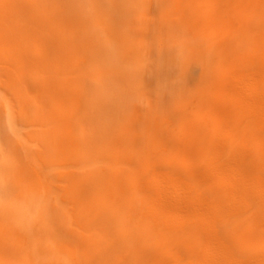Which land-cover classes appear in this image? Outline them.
Returning a JSON list of instances; mask_svg holds the SVG:
<instances>
[{
    "label": "rangeland",
    "instance_id": "1",
    "mask_svg": "<svg viewBox=\"0 0 264 264\" xmlns=\"http://www.w3.org/2000/svg\"><path fill=\"white\" fill-rule=\"evenodd\" d=\"M82 1L87 19L70 26L73 52L56 73L45 66L63 27L38 31L7 5L17 43L0 40L9 264H36V249L48 264H264V0ZM20 64L31 79L59 76L56 123H42L41 90L22 87ZM87 132L88 148L73 146ZM15 201L21 214H9ZM138 247L149 250L139 261Z\"/></svg>",
    "mask_w": 264,
    "mask_h": 264
},
{
    "label": "bare ground",
    "instance_id": "2",
    "mask_svg": "<svg viewBox=\"0 0 264 264\" xmlns=\"http://www.w3.org/2000/svg\"><path fill=\"white\" fill-rule=\"evenodd\" d=\"M82 0H65L63 3V6L60 7V13L61 15L57 16V8L60 5V0H33L31 1V3L33 4V7H31V5L28 4L27 0H0V40H3L6 42V46L8 44H12L13 48H17V43H15V40L13 37H11L10 32H8L11 27H12V19H10L9 17L11 16V14H13V12L8 8V4H13L19 11H22L24 13V17L25 14H28V21L30 23H35L38 27V31L41 29H50L52 27L54 28H59L58 26H62L63 29L61 31V34L59 32V29H57V42H59L56 46V49L54 50L55 54H57V58H54L56 60L53 61L52 65H49L48 67L45 66V69H48L50 71H53L54 73H56L57 71L60 70V66L61 64H63L64 62V58L66 57V54L69 53L68 51L73 52L68 45V39L70 38V26L78 27L79 25H81V21L80 20H85L87 19V15H88V10L86 7H84V5H82ZM38 5L39 7V11L37 13L36 11V6ZM11 6V5H10ZM61 6V5H60ZM21 9V10H20ZM43 9V14L44 16H42L40 14V12ZM38 10V8H37ZM17 12V11H16ZM80 22V23H79ZM79 28V27H78ZM78 28L76 30V32H73L71 34V37H74L75 35H77L78 37L81 36L83 32L78 31ZM75 34V35H74ZM24 58H26L27 60H29L30 58V53L26 52L24 53ZM3 58H0V61L2 62ZM60 59V60H59ZM25 60V59H24ZM63 60V62H62ZM64 63H66L64 66H67V62L65 61ZM4 64V68L9 70V65L7 64V62L4 60L3 61ZM26 66V65H25ZM25 66L21 67L20 64V81L23 83L22 87L24 88V85L26 86H37L39 88V91L42 94V100L39 104L38 110L36 111V113L40 116H45L47 117L44 120H42V123H45V121L47 123L52 122L53 124L56 123L55 122V110L52 109L51 104L48 102V97L49 95L54 93H60V88L59 86L54 85L53 82L55 81V79H57L59 76H56L55 79H53L50 76H41L38 79L32 78L28 75V71L29 69H26ZM41 66V65H40ZM28 68L35 70L37 69V66L35 63L32 64H28ZM13 77V76H12ZM58 80V79H57ZM16 81H14L13 79H11L10 76V85L15 84ZM30 88V87H29ZM42 88V89H40ZM62 94V93H60ZM24 98V97H23ZM24 102V107L23 109L27 108L29 109L30 112H33L35 107H34V103L28 101L29 104L25 105L26 100L23 101ZM51 107V110H50ZM83 107V106H82ZM81 107V108H82ZM88 107L90 108V105H88V103H86V105H84V108ZM80 108V109H81ZM79 109V110H80ZM87 109V108H86ZM47 112V113H43ZM78 114H80V112H77L75 114H73V116H77ZM85 116H88L89 113L86 110V114H84ZM70 117V116H69ZM90 137L88 132L85 133V136L82 137H78L72 134L71 139H72V143L73 146L75 145V141H79L81 139V143L83 144V146L85 148H88L86 145V138ZM8 166V165H7ZM77 176L81 177L83 179V182L85 183L86 180H90L92 183L95 182L94 179L91 178V175L89 174L88 170L84 167H81L78 171H77ZM120 177V176H119ZM20 195V194H19ZM24 195L21 196V198H23ZM84 201H86L84 199ZM20 213V204L15 201L13 203L12 208L10 207L9 210V214H13V213ZM21 214V213H20ZM0 215H6L3 214L2 211L0 210ZM89 223L90 224H104V225H109L108 222L104 219H100V218H95V217H90L89 218ZM8 232V230H7ZM8 233L4 234V238L1 239L0 238V252L2 253L3 256L6 257V263L9 264V259H14L15 254H14V249L10 246V240L7 236ZM10 235V234H9ZM11 237V236H10ZM102 241V240H101ZM81 241H74V246L76 248L79 247ZM137 245H140V242L138 240ZM66 248L70 249L71 245L70 244H66ZM36 251V258H35V263L36 264H48V260L44 258V262L43 258L41 257V254L39 252L38 249L35 250ZM149 250L148 249H144L142 247H138L137 249V257L135 258L136 260H140L141 258H144L147 256ZM23 260V259H22ZM24 263V262H23ZM22 263V264H23ZM26 264V263H25Z\"/></svg>",
    "mask_w": 264,
    "mask_h": 264
}]
</instances>
